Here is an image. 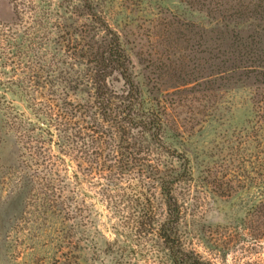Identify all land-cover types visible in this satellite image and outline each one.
I'll list each match as a JSON object with an SVG mask.
<instances>
[{
    "label": "rangeland",
    "instance_id": "rangeland-1",
    "mask_svg": "<svg viewBox=\"0 0 264 264\" xmlns=\"http://www.w3.org/2000/svg\"><path fill=\"white\" fill-rule=\"evenodd\" d=\"M110 39L132 84L104 78L103 115L93 77ZM0 82L80 105L84 139L103 131L113 167L99 170L95 153L75 163L68 238L1 243L0 264H172L157 235L169 183L182 250L208 264H264V0H0ZM12 159L5 149L0 162ZM16 214L0 207L11 240L29 227Z\"/></svg>",
    "mask_w": 264,
    "mask_h": 264
},
{
    "label": "trees",
    "instance_id": "trees-1",
    "mask_svg": "<svg viewBox=\"0 0 264 264\" xmlns=\"http://www.w3.org/2000/svg\"><path fill=\"white\" fill-rule=\"evenodd\" d=\"M95 62L93 80L96 104L101 110L100 114L104 115L109 107V100L101 91L104 78L118 72L128 86L131 87L132 83L128 75L127 57L117 39H110L107 48L97 56ZM29 71L34 77L33 71ZM46 92V87L38 84L0 82V160L5 149H10L13 154L10 164L4 166L0 162V193L4 192L3 185H11L6 201L0 203V207L11 205L17 209L13 217L16 224L24 216L25 222L29 220V227L21 234L22 237L17 233L19 229H16L13 240L9 239L5 228L1 231L0 244L7 250H19L26 241H31L34 248L43 245L44 239L45 242L49 240L61 246L64 238H68L67 231L71 227H67L66 222L71 220L75 204L72 184L78 177L75 163L77 165L80 160L91 163L95 153L99 170L113 171V167H108L103 159L104 143L109 137L103 131L88 129L92 133L85 140L87 133L83 131L86 129L75 120L76 113L84 114L85 111L78 107L80 105L71 104L70 107V104L61 102L55 95L57 91ZM7 93L14 98L5 96ZM123 112L130 116L126 109ZM105 122H109V119L106 118ZM140 126L145 132L151 130L147 123ZM96 151L101 154L98 155ZM172 184L161 186L167 217L157 235L168 248L172 264H208L193 251L182 250L175 237L180 210L172 195Z\"/></svg>",
    "mask_w": 264,
    "mask_h": 264
}]
</instances>
